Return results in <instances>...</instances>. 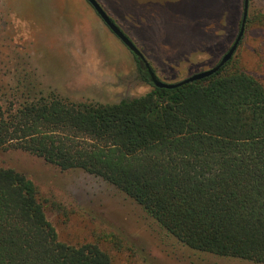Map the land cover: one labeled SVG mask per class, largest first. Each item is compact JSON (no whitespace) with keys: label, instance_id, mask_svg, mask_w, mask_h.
<instances>
[{"label":"trees","instance_id":"1","mask_svg":"<svg viewBox=\"0 0 264 264\" xmlns=\"http://www.w3.org/2000/svg\"><path fill=\"white\" fill-rule=\"evenodd\" d=\"M150 86L116 104L0 91V155L19 152L102 180L196 255L264 264L263 85L231 58L202 80ZM48 203L0 160V264H113L95 243L60 241Z\"/></svg>","mask_w":264,"mask_h":264},{"label":"rangeland","instance_id":"2","mask_svg":"<svg viewBox=\"0 0 264 264\" xmlns=\"http://www.w3.org/2000/svg\"><path fill=\"white\" fill-rule=\"evenodd\" d=\"M96 1L167 84L214 67L233 44L243 9V0ZM247 20L232 62L264 87V0H249ZM15 87L32 97L53 93L100 104L152 89L85 0H0V91ZM0 160L49 200L46 215L60 241L95 243L113 264H251L196 255L167 241L138 205L86 173L59 172L13 151Z\"/></svg>","mask_w":264,"mask_h":264},{"label":"water","instance_id":"3","mask_svg":"<svg viewBox=\"0 0 264 264\" xmlns=\"http://www.w3.org/2000/svg\"><path fill=\"white\" fill-rule=\"evenodd\" d=\"M89 6L93 9L96 15L101 19L103 24L108 28V30L126 47V49L133 55V57L137 58L141 61L144 65V68L147 72L149 78V84L155 88H163V89H173L179 87L183 84L191 83L194 81H199L204 78H207L213 74H215L221 67H223L227 62L231 60L233 54L235 53L242 36L244 34V28L246 24L247 14H248V2L249 0H243V9H242V16L240 20V27L238 34L228 49V51L222 56L219 62L212 67L211 69L205 70L203 72L194 74L188 78L183 79L177 83L167 84L162 82L157 78L155 73L153 72L150 65L147 63L139 49L134 45V43L121 31V29L112 21V19L106 14L104 9L96 0H85Z\"/></svg>","mask_w":264,"mask_h":264}]
</instances>
